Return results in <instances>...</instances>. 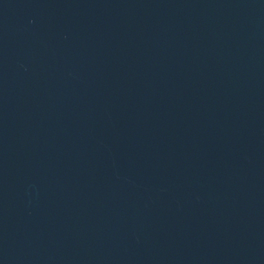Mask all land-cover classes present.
Returning a JSON list of instances; mask_svg holds the SVG:
<instances>
[{
  "label": "water",
  "instance_id": "obj_1",
  "mask_svg": "<svg viewBox=\"0 0 264 264\" xmlns=\"http://www.w3.org/2000/svg\"><path fill=\"white\" fill-rule=\"evenodd\" d=\"M0 264H264V0H0Z\"/></svg>",
  "mask_w": 264,
  "mask_h": 264
}]
</instances>
